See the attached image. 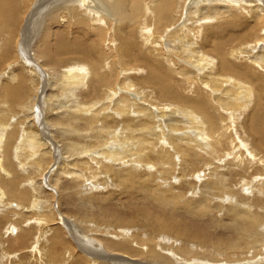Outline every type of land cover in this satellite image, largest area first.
I'll use <instances>...</instances> for the list:
<instances>
[{
  "label": "bare ground",
  "instance_id": "obj_1",
  "mask_svg": "<svg viewBox=\"0 0 264 264\" xmlns=\"http://www.w3.org/2000/svg\"><path fill=\"white\" fill-rule=\"evenodd\" d=\"M22 1L24 0H0V89L2 88L4 98L3 104L0 101V106L6 105L9 110H11L10 106H16L21 100L22 81L17 82L18 77L14 74L16 70L13 66L14 79L6 78L2 80V78L3 76L8 77L6 75L12 69L7 63L10 61L12 64L14 63L10 53L14 51L15 40L11 39V37L20 19L18 10L23 4ZM51 4L48 5L50 7L47 6L44 13H54V18L47 19V23L52 25L40 29L39 26L42 20L38 21L37 27L35 26L32 32L36 28L39 29L36 30L33 36L31 31H29L27 39L30 42L34 39L36 43H42L39 45L40 49H36L35 52L43 64L53 70H61L62 68L60 74L61 85L67 91L80 93L81 88H83L85 92H82L83 94H80V96L88 98L93 93H98L97 89L101 85L102 97L95 94L96 97L99 96V99H96L100 101L102 98L103 100L107 98L109 104L102 103L101 106H98L101 109L95 110L96 104H98H95L96 100H93L90 104L74 101L76 106L71 112L72 118L69 121V123L73 124H69V126L72 129L75 127L79 129V123L81 122L86 129L91 131L89 133H91V138L93 137V147L98 146V149L102 147L99 149V155L102 158L91 157L83 159L81 164H84L90 173L98 174L89 165V161L93 160L92 158L97 160L95 164L100 166L99 173L106 176V178L104 177V179L100 180V185L107 193L102 196L92 192L91 196L86 197L102 204H108L111 198L114 197L120 203V206H123L122 204L126 202L127 205L122 208L129 213V215L126 214L127 217L119 218L115 216V218L110 219L111 222L109 223L113 227L110 226L111 228L108 230L116 229L118 231L121 228L120 231L122 230L121 232L124 234L123 240L104 238L105 241H100L101 244L98 246L89 244L87 241L84 244V241L81 240L79 245H86L85 249L88 245H92L96 250L91 251L94 249L89 247L87 249L90 252L89 255L100 259L104 257L99 251L105 247L107 251L118 254V256L108 257L114 258L117 256V259L120 260L117 264H222L219 263L218 258V260L215 259L214 254L217 253L205 255L204 252L195 250V246H192V249L186 248L185 245L190 242H193L194 245L202 250L206 248L208 250L210 248L225 249L222 257L234 260L233 258H236L235 253L237 251L242 253L245 248L244 245L239 244L228 247L229 245L212 243L206 237L193 234L192 231L187 233L186 228L178 224L174 219H179L176 215L177 211L187 208L189 209L187 211H190V215L193 213L194 215L205 217L208 214H212L217 209H221L224 202L228 203L230 201L227 198L225 199L226 196L234 200V203L244 202L245 198L233 190L232 183L236 180L232 179L230 181L227 178L225 180L218 177L217 181L212 182L209 179L213 178V176L210 178L208 176L205 180L203 177L197 176L194 180H200L203 182L202 184L195 185L193 180L189 179L190 181L187 180V186L181 189L176 197L165 198L162 196L165 190L159 192L152 185L146 183L145 179L147 177L145 173H158L157 169L160 167L162 170H166V175L169 172L172 174L173 168H175L173 165L174 161L172 162V154L175 153L179 155L178 164L182 171L179 177L181 175L182 179L188 172L194 171L193 166L196 169L204 165H211L215 168L217 160L221 156L232 155L231 163L229 166L227 165L228 167L238 164L240 161L245 166L264 162V85L260 80L261 78L264 79V25L262 24L264 0H148L147 9L143 13L144 9L139 8L138 15L134 13L135 5L144 6L142 0H53ZM63 12H66L67 15L62 17L61 14ZM77 12H80L77 15L81 18V21L73 24V32L76 35H71L68 39L66 33L68 27L64 24L68 15ZM181 15L183 16L181 17ZM112 26L113 30H111L112 34L110 32L109 41L115 43L114 46H111L113 48L112 56H119L118 59L107 57L108 53L104 52L96 44V42H99L96 40L106 35V31L108 33ZM53 29L56 30L53 31ZM164 33L165 38H161L164 37ZM53 35L55 36V42L52 45H48V40ZM152 48H157V56H155V53L152 54L150 50ZM164 48L166 50L162 51ZM160 56L163 60L160 59ZM77 57L82 58L84 62L75 61ZM23 60L25 64L29 65V63H32L33 67L31 69L38 71L39 67L34 60H31L29 53ZM135 63H139L138 67L147 71L140 82L144 90L140 95L141 98H136L138 89L134 85L135 80L127 73H124V76L119 79L120 81L117 84L120 85V87H117L119 91L126 95L116 96V90L111 89L109 85V82L113 85L112 78L115 65L118 64L119 68L126 67L125 72H127L128 68H131ZM138 67H135V69H139ZM191 69H195L196 72ZM15 83L19 85V88ZM105 83L108 85H104ZM103 87L105 90H103ZM146 88L150 92L145 90ZM189 89L192 95H184V91ZM128 92L133 98L127 96ZM153 95L155 98L160 99L158 101L159 104L163 103L167 106V108L159 106L161 108L157 112L158 115H154L153 105L147 104L148 106L145 107V104L142 105L143 103L141 104L138 101V99L142 101L145 99V101L151 102ZM209 95L217 96L214 103L219 102L216 103L218 110L222 109V112L218 114L217 121L207 108L208 101L211 102ZM155 105L157 106L158 104L156 103ZM91 107H94V109ZM225 111L228 112V115L225 114ZM229 111H232V115L229 114ZM7 114L8 112L5 108H0V128L2 124H5L4 121ZM239 118L246 119L243 122H245V128L250 135L247 134L248 136L243 137L244 143H242L244 148L245 146L246 148L242 149L243 151H240V149V152L236 148V153L230 147V145L234 147L237 141L236 136L227 135V131L224 132L223 130L228 128V121L239 120ZM10 124L7 120L4 126L5 129H11ZM157 126L159 127L158 130H154V127ZM14 129L12 130L14 131ZM12 130L7 134V130H0V163L7 162L9 158L7 152L10 148V141L13 140L15 135L11 132ZM178 132H188L190 134L182 133L177 136L176 133ZM37 135L36 132L28 133L27 138L20 147L21 151L16 152L18 159L22 160L20 157L25 152H33L44 144L43 140ZM99 139H101V144L98 145ZM162 140H167L168 142L163 141V145H160L161 143L158 144ZM205 140L206 143L204 142ZM250 141H253L252 145ZM106 144L109 147L108 149L103 148ZM165 144L171 147L173 153L165 148ZM98 153L99 151L96 156H98ZM245 155L246 157L243 161L242 157ZM27 158L28 167L41 165V158L37 157L32 160L33 158L30 159L29 155L28 157L26 156ZM115 162L120 165L136 164L145 168L133 169L142 172L138 174H132L130 170L126 171V179L122 180L115 176L109 177L107 175L110 169L114 170L116 168ZM19 166L21 167V165ZM237 166L239 167V165ZM149 168L154 170L151 171ZM10 172L15 173L16 169L14 168L13 171L10 169ZM263 172L264 170L259 167H252L249 175L253 173L262 174ZM9 174L3 166H0V205L3 206V208H1L2 206L0 207V210L17 213L18 211L9 210L7 204H3L2 199L8 197L9 199H15L18 204L22 203L21 206H15L20 210L25 202L28 201L29 203L30 196L25 191H16L18 184L16 185V182L9 178ZM219 174L221 173H215L216 176ZM76 176L80 177L78 174ZM191 176H194V172ZM222 176H224L223 172ZM179 177H176V181ZM234 177L239 178L237 176ZM16 179L18 180V178ZM20 181H23V178ZM168 181L166 179L163 185L175 188V186L168 184ZM248 182H243L242 185ZM93 186V189L99 190V186L96 187V182H93ZM180 187L179 185L178 188ZM258 187V189L261 188L259 185ZM85 189H87V186ZM116 189H119L121 193L117 194L115 192ZM167 190L172 191L171 188ZM187 190L191 191L189 197L185 198L184 194ZM122 194H124L123 197H121ZM202 195L203 198L201 197ZM139 198H146L147 203L141 204L137 207V210H131L129 208L131 202L134 203ZM203 199H206V202ZM214 199L218 201V204L215 205L217 209L211 204ZM36 201L34 199V202ZM149 203H154L157 207L153 208L152 204ZM258 205L253 203V207L248 206L250 208L248 212L243 209L241 212H234L230 215V218L233 219L232 225L234 229L239 230L240 243L242 241L243 244L249 245L252 240H256V244L252 245V249L255 250L256 248L254 247L260 243L258 242L260 239L258 231L260 229L257 231V226L260 224L261 218L259 215L256 216L251 213L253 208L258 207ZM50 206L47 203L43 205L46 209ZM146 206H150L152 210H148ZM43 207L41 203L32 204V208L38 210L36 214H39V216L46 211ZM192 217L194 216L192 215ZM52 218L46 215V217L41 219L43 221H38L37 223V225H39V222L41 223L42 229L39 231L41 236L46 233L49 234V239L44 236L42 242L49 240L50 245L56 244L61 239L57 236L54 229L52 228L51 230L48 226V223L53 221ZM132 220L142 225L146 232V234L142 235L143 237L140 234L132 233V224L129 222ZM17 231L19 236L22 237L30 234L25 229H21V231L17 229ZM164 231L174 236H165ZM10 233L14 234L15 232L10 231ZM184 234H187V236L183 243L181 240L184 238ZM84 240H86L85 237ZM23 241L25 240H21L20 243ZM239 246L241 248H237ZM79 248L81 249V247ZM63 254L69 255V251ZM198 254H203L201 255L202 259L185 261L186 258H191ZM252 255L257 254L254 253ZM87 256H83L86 259L78 257L75 260H71V255L69 257L63 255L62 257L52 256V258H59V261H55L56 264H86L88 262L108 264ZM203 258H207V260L202 261ZM256 261L260 262L262 260L260 258ZM241 264H254V262L249 260L241 262Z\"/></svg>",
  "mask_w": 264,
  "mask_h": 264
},
{
  "label": "rangeland",
  "instance_id": "obj_2",
  "mask_svg": "<svg viewBox=\"0 0 264 264\" xmlns=\"http://www.w3.org/2000/svg\"><path fill=\"white\" fill-rule=\"evenodd\" d=\"M52 1L53 0H36V1L35 0H24V1H22L23 4L21 3L22 4L21 8L18 10L20 19L17 23L16 30L14 31V33L11 37V39L15 40L14 51L12 53H10V57L13 59L14 63L12 64L10 61L7 64L11 68L13 66L14 69L16 70V71H14V74H16L18 77L17 82L22 81L21 97H20L22 101L20 100V102L16 106H10L11 110H9L8 106H6V105L0 106L1 109L5 108L8 112L4 123L6 124L7 120L9 123H11L9 125V126H11V129H5V127H4L5 124H2V126H1L2 129L0 128V130H3V129L7 130L6 131V134H7L10 130L15 128L14 131L13 130L11 131L15 135L13 136V140L10 141V148L7 152V154L9 155V158L7 159V162L0 163V166H3L8 171V173H10L9 178L12 179L13 181H15L16 185L18 184L16 191L17 192H20V191L27 192L28 196H30V200H29V203H28V201L25 202L23 204L24 206L21 207L22 209L19 210L15 206L16 205L21 206L22 203L18 204V202L15 199H9L8 197L2 199L3 204L4 203L7 204V207L9 210L18 211L17 212L18 214L15 212H10V211L6 212L3 209L0 210V218H1L0 241L2 240L0 242V264H41V263L42 264H53V263L56 264L55 261L56 262L59 261V258H52V256L62 257V255L66 256V257H69L71 255L72 256L71 260H75L78 257H81L82 259H86V257H83V256L88 255L87 257L95 258V259H97V261H102L103 263L117 264L118 262H120V260L117 259L118 254L111 252V251L109 252V250L107 251L105 247L102 248L101 251H99V252H101L102 257H104V258L100 259L99 257H93L92 255H89L90 252L87 249L89 247L92 248L93 247L92 245H88L86 247V249H85L86 245H84V246L79 245L81 240L84 241L83 242L84 244L87 241V243L93 244L95 246H98L101 244V242L105 241L104 238L105 239L111 238V239H116V240H123L124 234L121 232L122 230L120 231L121 228H119L118 231L116 229L108 230L109 228L113 227V225H111L109 223L111 222L110 219H112L113 217L114 218H115V216L119 217V218H121L123 216L127 217V215H129V213L122 208L123 206L127 205L126 202H124L122 204L123 206H120V203H118L116 201V199H114V197L111 198V200L108 202V204L107 203L102 204L96 200L92 201L91 199H88L86 197V196H91V194H93L92 192H95L97 195L100 194L102 196L106 195V193H107L106 191H104L101 188V185H100V180L104 179V177L106 178V176L99 173V171H100L99 167L100 166L98 164H95V162L97 161L95 158H97V157L102 158V156L99 155L100 154L99 149H101L102 147H100L99 149H98V146H96L97 148L93 147V143H92L93 137L91 138V135H90L91 133H89L91 131L86 129V127L81 122L79 123L80 124L79 129L78 128L76 129V127L72 129L71 126H69V124H73V123H69V121L72 118L71 112L75 109V106H76L74 101H77L78 103L81 102V103L90 104L91 102H93V100H96L95 104L96 103H98V104H96L95 110L99 109V108L101 109V107L98 108V106H101L102 103L109 104V101H107V98H105L104 100L102 98L99 101L98 100L99 96L96 97L97 94L101 95V91H102L101 85L97 89L98 93H95L96 95L93 93V95L89 96L88 98H84V97L82 98L80 96V94H83L82 92H85V89H83V88H81L80 93H78V92L74 93V92L67 91L63 87V85H61L60 74L62 72L61 71L62 68H61V70L60 69L53 70L52 68H49L48 66L43 64L42 61L38 59V56L36 55V52H35L36 49H40L39 45H41L42 43L41 42L36 43L34 39L30 42V40L28 41V39H27L29 31H31V35L33 36L37 29H39V28L43 29V27H48V26L52 25L51 23H47V19L48 18H54V16H53L54 13H50V14L44 13V11H46L47 6L50 5L52 3ZM54 1H57V0H54ZM142 2H143L144 6L135 5L134 13L137 15L139 14L138 13L139 8L144 9L143 13L147 9L148 0H142ZM25 6H26V8H25ZM48 7H50V6H48ZM81 12H83V11H81ZM263 12H264V7H263ZM79 13L80 12L72 13V14L68 15L66 18L64 25L66 27H68L66 29L68 39L70 38L69 36L76 35V33L73 32V29H74L73 24L81 21V18L77 15ZM66 15H67L66 12H63L61 14L62 17L66 16ZM147 16H148V13H147ZM182 16L183 15H181V17ZM262 18H263L262 24L264 25V13L262 14ZM41 20H42V23H41V25L39 23V25H40L39 28H36L34 30V32H32L33 28H35V26L37 27L38 21H41ZM55 30L56 29H53V31H55ZM109 30L110 31H108V33L106 31V35H103V37H100L96 40V41H99V42H96V44L98 45L99 48H102V50H104V52L108 53L107 57H111L113 59H116V58L118 59L119 56L118 57L112 56L113 55V53H112L113 48H111V46H114L115 43L109 41L110 40V32H111V30H113V26L110 27ZM111 34H112V32H111ZM161 38H165V33H164V37H161ZM48 41H49L48 45H50V44L52 45V43L55 42V36L53 35L51 38H49ZM48 45H47V47L49 48ZM157 48L150 49L152 54H154V53L156 54L155 56L158 55ZM165 50L166 49L164 48L162 51H165ZM28 53H29V57L31 58V60H34L36 65L39 67V69H37L38 71L31 69V67H33L32 63H29V65H28V64H25L23 62L24 57L28 56ZM35 59H36V61H35ZM160 59L163 60V58L161 56H160ZM77 60L80 63L84 62L83 59L80 57H77V59L75 61H77ZM115 62H116V60H115ZM138 64L139 63H135L136 66L133 65V66H131V68H128L129 70L127 72H125L126 67L119 68L118 64L115 65L114 76L112 78L113 85L110 84V82H109V85H110L111 89L116 90V92H117L116 96H119L121 94L126 95L125 93H121L119 91V89L117 87H120V85H117V84H118V81H120L119 79H122V77L124 76V73H127L128 75H131L133 80H135L134 85H136V88L138 89L136 98H139V99L141 98L140 95H141V93L144 92V90H143V85L140 82H141L142 77L145 76V73H147V71L144 68L138 67ZM135 67L136 68L138 67L139 69H135ZM42 68H43V70H41ZM142 69H144V70L142 71ZM12 70H13V68L8 73V75H6L8 77L3 76L2 80L6 79V78H9L10 80L14 79V74L12 73ZM132 70H134L135 72L134 71L131 72ZM191 70L196 72L195 69H191ZM117 75L119 76V78ZM135 76H138V77H135ZM260 80H261L262 84L264 85V79L261 78ZM15 84L19 88V85L17 83H15ZM104 85H108V84L105 83ZM113 86H114V88H113ZM248 86L251 87L250 85H248ZM203 88L206 89L205 87H203ZM63 89H65V90H63ZM103 90H105L104 87H103ZM145 90H149V89L146 88ZM148 92H150V90ZM70 93H74V94L71 95ZM127 94H128L127 96L132 97L129 94V92ZM184 95L191 96L192 93L190 92V89L184 91ZM101 97H102V95H101ZM216 97L217 96H210L209 99L211 102L208 101V107L207 108L211 111L212 115L215 117V119L217 121L218 114L222 112V109L218 110V105L216 103H219V102L214 103V101H216L215 100ZM96 98H98V99H96ZM3 99L4 98H3V94H2V88H1L0 89V101H1V103L3 102ZM139 99H138V101H140L141 104L143 103L142 105L145 104V107H147L150 104L153 105L154 115L155 114L158 115L157 112L161 108L159 106L167 108V106H165L166 104H163V103L159 104L158 101L160 99L155 98L154 95H153V99H151V102L146 100L147 101V103H146L145 99H143V101L139 100ZM204 100L206 101V99H204ZM156 103L158 104L157 106L155 105ZM263 105H264V100H263ZM80 107H82V106H80ZM91 108L94 109V107H91ZM105 109H107V108H105ZM90 111H91V109H90ZM229 112H230L229 114L232 115V111H229ZM225 114L228 115V112L225 111ZM243 115H246V114H243ZM240 116H242V115H240ZM244 120H246V119L239 118V120L237 119L234 121H228V123H227V125L229 124L228 128L226 130H223L224 132L227 131L226 132L227 135L231 134V136L233 135V137L236 136L237 141L235 139L236 142H235L234 147H233V145L232 146L230 145V147L233 148L232 151L236 152V150L238 149L237 151L240 152L246 148V146L244 148L243 137H246L250 134L245 128V124H244L245 122H243ZM158 128H159L158 126L154 127V130H156V129L158 130ZM244 128H245V130H243ZM68 129H69V131H68ZM29 132H31V133L36 132V134H38L37 137L39 136L40 139L43 140L44 144L41 145L39 149H35L33 152H31V151L25 152L24 155L20 157L22 160H20L17 158L18 156H16V152L17 151L19 152V150L21 151L20 147L23 145V141L27 138V135ZM76 132H77V134H76ZM182 133L190 134L188 132L187 133L186 132H181V133L178 132V133H176V135L179 136ZM237 134H239V135H237ZM238 136H240V137H238ZM99 140H100V142L99 141L97 142L98 145L101 144V139H99ZM249 140H251V139H249ZM163 141L164 140H162V142L159 141L158 144L161 143L160 145H163L164 144ZM200 141L202 142V140H200ZM164 142H168V141L165 140ZM204 142L206 143V140ZM252 143H253V141H250L251 145H252ZM250 144H247V145H250ZM105 146H103L104 149L109 148V147H107L108 146L107 144ZM165 148L168 149L169 152L173 153V150L171 149L170 146H166V144H165ZM74 149H76V150H74ZM98 151H99L98 156H96L97 155L96 153ZM162 151L166 152L165 150H162ZM38 152H40V153L37 154ZM11 153H12V155H11ZM35 154H37V155H35ZM178 154H180V153H178ZM28 155H29L30 159L33 158L32 160H34L37 157H39V159L41 158V160H40L41 165H33V166L28 167V163H26L28 160V158L26 159V156L28 157ZM178 156L179 155H177L176 153L172 154V162L174 161L173 165L175 167V168H173L172 174H171V172H169L166 175V170H162L160 167H158V169H157L158 173H145L146 177H147L145 179V181L147 184L152 185V187L155 188L159 192L165 190L164 193L162 194L163 197H165V198L176 197L178 192L181 189H184V187L187 186V182L190 180H193L195 185L202 184L203 182H201L200 180H194L197 176L203 177L204 180L208 176H209V178L213 176V178L209 179L212 182L217 181L218 177L225 179V180L227 178V180L229 179L230 181L232 179L236 180L235 182L232 183L233 184V190L245 198L244 202L241 201L240 203H234L235 202L234 200H231L229 197L226 196L225 199L227 198L230 201H228V203L224 202V205L221 207V209H217L215 206L218 204V201H217L218 198H217V199H214L211 203L212 206L217 209V211L212 212V214H208L205 217L204 216L203 217L197 216L196 214H195L196 215L195 216L193 213H191V215H190V211H187V209H188L187 208L185 210L177 211L176 215L179 219H174L178 224H180L186 228L187 233H190L192 231L193 234L204 236L209 241H211L212 243H218L221 245L224 244L226 246L229 245L228 247L239 245V244L244 245V247L246 249L244 248V250H242V253L237 251L235 253L236 258H233L234 260L226 259V258L222 257V255H223L222 253L225 249L217 250L216 248H210L209 249L210 251H209L208 248H206L205 250L204 249L202 250L199 247H197L196 245H194L193 242L186 244L185 247L192 249L191 247L195 246L196 247L195 250H197L199 252H204L205 255H210L211 253H217V254H214L215 259L216 260L219 259V263H222V264H224V263L241 264V262H246L249 260L253 261L254 264H263V262H264V195H263L264 194V190H263L264 189V177H263L264 172L262 174H254L253 173L252 175H249V172L252 169V167H254V168L259 167L260 169L264 170V162L262 161L263 163L248 165L249 166V168H248V166H245L244 163L242 161H240L241 164L240 163L233 164L230 167H228L231 163L230 161L232 159V155H226L223 157L221 156L220 158H218V160L221 163L217 160L215 168H213L211 165H207V166L204 165L206 167L200 166L199 168L196 169L193 166L194 171H191V172L192 173L194 172V176H191L192 173L188 172L187 175L183 176L184 179H182L181 175L179 177V174L182 171L179 168L180 166L178 164V158H179ZM91 157H95V158H92L93 160L89 161V165L98 174L90 173L89 171H87V168L85 167V165L81 164L83 159H89ZM245 157H246V155L244 157H242L243 161H244ZM142 163H144V162H142ZM8 164L10 167L8 166ZM115 164L117 165L116 168L114 170L110 169V171L107 175L109 177L115 176L116 178H120L122 180L126 179V175H125L126 171L130 170L132 172V174H138V173H142V172L139 170L135 171L133 169L145 168V167H139L136 164H122V165H120L117 162H115ZM19 165H21V167ZM237 165H239V167ZM207 167L211 171H209ZM14 168L16 169V172L11 173L10 169H11V171H13ZM228 168H230V169H228ZM231 169H233V170H231ZM150 170L153 171L154 169H150ZM195 171H196V173H195ZM207 171H209V172H207ZM217 172H220L221 174L216 176L215 173H217ZM222 172H223L224 176L221 177ZM76 174L80 175L79 178H81V179H79L76 176ZM148 174H151V175H148ZM234 176H237L239 178H235ZM90 177H91V179H90ZM176 177H179L177 179V181H176ZM16 178H18V180ZM22 178H23V181H20V179H22ZM173 178H175V179H173ZM166 179L169 180L168 184L175 186V188L164 186L163 182ZM113 180H114V178H113ZM92 181L97 183L96 187L99 186L98 191H96V189H93L94 186H93ZM243 182H248V183L242 185ZM183 184H185V185H183ZM179 185L181 186L180 188H178ZM258 185L261 187L260 189H258L259 188ZM86 186H87V189H85ZM170 188L172 189V191L167 190ZM122 189H123V187H122ZM190 191L191 190H187L185 192V194H184L185 198L189 197ZM83 192H85V193L83 194ZM115 192H117V194L121 193L119 189H116ZM257 193H260V194H257ZM123 195L124 194H122L121 197H123ZM140 196H141V193H140ZM255 196H257V197L255 198ZM201 197L203 198V195ZM34 199H36L37 201L34 202ZM204 201L206 202V199ZM144 202L147 203L146 198L145 199L139 198L134 203L131 202V206L129 208L131 210H137V207H139ZM249 202H250V204H249ZM33 203H36V204L41 203L42 207L46 203L48 204V206H50V205L51 206L48 207V209H46V207H43L46 211H45V213H42L39 216V214H36V213H38V210H35L34 208H32ZM253 203L254 204L257 203L259 205H258V207L253 208V212L251 214H254L256 216L259 215L261 218V222L257 226V231L260 229L259 230L260 232L258 231V234L260 237L258 242H260V243H258L257 246L254 247V248H256V250L252 249V245L256 244V240H252L249 243V245L243 244L242 241L240 243L241 239L239 237V232H238L239 230L234 229V226L232 225L233 219L230 218V215L233 214L234 212H241V210H243V209L248 212V210H250L249 207H253ZM149 204H152L153 208L157 207L154 205V203H149ZM1 206L2 205H0V207ZM1 208H3V206ZM146 208L148 210H152L150 208V206H146ZM157 209L159 210V208H157ZM19 211H21V212H19ZM46 215H49L51 218L52 217L54 218V219L52 218L53 221L51 223H48V226H49V228H51V230L53 228L54 231L57 233V236H59V238H61L57 241L56 244L54 243V244L50 245L49 240H45L44 242H42L43 241L42 239L44 236H46V238L49 239V234L46 233V234L41 236V232H39L42 229V227L40 226L41 223L39 222V225H37V223H38V221H43L41 219L43 217H46ZM192 215L194 217H192ZM4 218H5V220H4ZM129 222H131V224H132V233L133 234H140L141 236L143 234H146V232L144 231V229L140 223H136L133 220L129 221ZM30 227H32V228H30ZM17 229L20 231H21V229H25L26 231H29L30 234L26 237L19 236ZM232 230H234V231H232ZM10 231L11 232L14 231L15 233L12 234V233H10ZM54 231H53V233H54ZM119 233H120V235H119ZM164 234H165V236H169V237L174 236L173 234H169L165 231H164ZM17 235H18V237H17ZM20 235H22V234H20ZM184 235H185L184 238L181 240L183 243L185 242V238H186L187 234H184ZM84 237L86 238V240H84ZM121 237H123V238H121ZM21 240H25V241L20 243ZM60 240H62L61 241L62 244H61ZM237 242H238V244H237ZM179 244H180V246H182L181 243H179ZM78 246L81 247V249ZM61 247H63V248H61ZM82 248H83V250H82ZM145 248H146V246H145ZM147 248H149V246H147ZM237 248H241V247L239 246ZM93 249H94V247H93ZM143 249H140V250L142 251ZM53 250H55V251L53 252ZM95 250L96 249L91 250V251H95ZM68 251H69V255L63 254L64 252H68ZM218 253H220V254H218ZM254 253H256L257 255H252ZM115 255H117V256L114 258H108V257H112ZM201 255H203V254H198V255L193 256L191 258H186L185 261H192V260L194 261V260L202 259ZM257 258L258 259L261 258L262 261H260V262L256 261V260H258ZM206 260H207V258H203L202 261H206ZM86 264H93V263L88 262Z\"/></svg>",
  "mask_w": 264,
  "mask_h": 264
}]
</instances>
